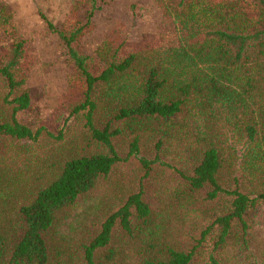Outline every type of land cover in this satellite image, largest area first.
<instances>
[{"label": "trees", "instance_id": "16d2710c", "mask_svg": "<svg viewBox=\"0 0 264 264\" xmlns=\"http://www.w3.org/2000/svg\"><path fill=\"white\" fill-rule=\"evenodd\" d=\"M170 5L176 46L121 57L107 44L99 75L74 46L86 26L50 25L85 88L56 130L18 119L32 100L15 38L0 62V264H227L252 251L264 0ZM11 20L0 8V26Z\"/></svg>", "mask_w": 264, "mask_h": 264}, {"label": "rangeland", "instance_id": "374dc122", "mask_svg": "<svg viewBox=\"0 0 264 264\" xmlns=\"http://www.w3.org/2000/svg\"><path fill=\"white\" fill-rule=\"evenodd\" d=\"M170 4L175 0H0V8L12 16L7 27L0 26V62L8 57L15 38L25 41V88L32 101L28 110L18 114L19 121L56 130L67 107L79 100L85 89L69 62L64 42L50 25L60 31L86 26L74 46L90 57L88 67L99 75L105 67L99 54L106 53L107 44L119 48L121 57L176 46L179 35ZM254 222L252 251L237 248L227 264H264V206ZM72 227L67 224L65 234ZM251 254L247 260L245 256Z\"/></svg>", "mask_w": 264, "mask_h": 264}]
</instances>
